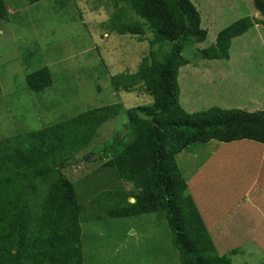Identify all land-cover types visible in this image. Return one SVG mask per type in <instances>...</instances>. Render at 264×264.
Wrapping results in <instances>:
<instances>
[{
    "label": "trees",
    "instance_id": "16d2710c",
    "mask_svg": "<svg viewBox=\"0 0 264 264\" xmlns=\"http://www.w3.org/2000/svg\"><path fill=\"white\" fill-rule=\"evenodd\" d=\"M27 1L33 5L42 0ZM57 1L62 6L68 0ZM249 2L259 17L241 16L220 29L214 43L198 47L202 59L187 65L182 55L184 45L191 42L187 39L199 45L208 36L191 0H104V7L113 9L105 20L111 32L143 42L146 26L154 35L135 72L111 77L114 89L141 88L153 102L126 111L131 139L119 143L115 138V143L104 146H109L111 155L105 165L132 186L128 192H102L105 213L107 218L150 213L162 217L180 264H233L236 253L217 254L176 156L197 143L249 140L264 145V87L260 86L264 79L252 77L254 71L249 68L260 48L256 35L264 30V0ZM4 7L0 0V20L8 21ZM234 7L239 11L243 4ZM158 42L170 43L169 52L159 55L152 48ZM242 78L249 88L241 87ZM25 79L34 92L52 84L48 67L31 71ZM178 80L183 83L182 93ZM192 101L217 102L219 107L189 112L182 103ZM121 110L117 103L92 108L0 141V264L86 262L81 242L85 205L61 167Z\"/></svg>",
    "mask_w": 264,
    "mask_h": 264
},
{
    "label": "rangeland",
    "instance_id": "374dc122",
    "mask_svg": "<svg viewBox=\"0 0 264 264\" xmlns=\"http://www.w3.org/2000/svg\"><path fill=\"white\" fill-rule=\"evenodd\" d=\"M3 1L9 19L0 20V141L76 117L92 108L120 104L119 114L99 126L89 145L61 167L74 184L78 200L85 205L81 214V242L87 258L84 264H180L162 217L150 213L107 218L101 195L104 191L132 189L131 183L121 182L105 165L111 155L109 146H104L115 143V138L119 143L131 139L126 111L138 105L149 106L153 100L141 88L132 92L114 89L111 77L137 70L141 58L147 54L143 50L149 47L153 32L144 26L147 39L143 42L111 32L105 20L113 9L104 7V0H68L62 6L57 0H42L33 5L27 0ZM191 1L208 36L199 45L187 39L191 42L182 50L187 65L202 59L197 50L214 43L220 29L241 16L259 17L253 6H249V0ZM239 2L243 7L237 11L234 6ZM234 13L238 14L231 17ZM261 32L263 43L249 66L254 71L252 77L260 80L264 79V30ZM170 47L168 42L152 45L162 56ZM42 67L50 69L52 84L43 91H30L26 87V75ZM240 82L241 87L249 88L246 79ZM178 84L182 93L181 80ZM208 87L204 86V90L208 91ZM182 104L189 112L219 107L217 102L207 101ZM216 144L197 143L179 153L176 161L182 173H189ZM233 231L236 230L231 228L230 233ZM212 237L217 248L221 245L223 251L236 250L233 264H264V237L232 234Z\"/></svg>",
    "mask_w": 264,
    "mask_h": 264
},
{
    "label": "crops",
    "instance_id": "0c3cea01",
    "mask_svg": "<svg viewBox=\"0 0 264 264\" xmlns=\"http://www.w3.org/2000/svg\"><path fill=\"white\" fill-rule=\"evenodd\" d=\"M256 37L257 43L262 44L261 31ZM184 176L213 245L212 236L222 234L264 237L263 144L249 140L216 144ZM229 227L236 231L230 233ZM214 247L218 255L229 253L221 245Z\"/></svg>",
    "mask_w": 264,
    "mask_h": 264
},
{
    "label": "clouds",
    "instance_id": "9594fccd",
    "mask_svg": "<svg viewBox=\"0 0 264 264\" xmlns=\"http://www.w3.org/2000/svg\"><path fill=\"white\" fill-rule=\"evenodd\" d=\"M132 199V198H131ZM130 201V200H129ZM134 201V199H132V201H130V202H133Z\"/></svg>",
    "mask_w": 264,
    "mask_h": 264
}]
</instances>
